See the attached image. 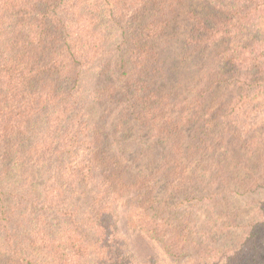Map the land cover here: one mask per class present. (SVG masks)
Segmentation results:
<instances>
[{"label": "trees", "instance_id": "trees-1", "mask_svg": "<svg viewBox=\"0 0 264 264\" xmlns=\"http://www.w3.org/2000/svg\"><path fill=\"white\" fill-rule=\"evenodd\" d=\"M260 190L264 0H0V264H264V197L244 224L209 208Z\"/></svg>", "mask_w": 264, "mask_h": 264}, {"label": "rangeland", "instance_id": "rangeland-1", "mask_svg": "<svg viewBox=\"0 0 264 264\" xmlns=\"http://www.w3.org/2000/svg\"><path fill=\"white\" fill-rule=\"evenodd\" d=\"M116 42H117V40L114 42L112 41L111 43L109 42L108 45L109 46L113 45V43L115 44ZM94 75H95V72L91 71L88 74V78L92 81V84H94V85L99 84L100 82L95 79ZM66 86H69V84ZM218 95H222L226 99V98L231 96L230 89H224L222 86H217L216 88L213 89L212 95L209 97V101ZM98 111H99L98 107H93L91 109V114L93 115V117L98 116ZM194 128L196 129V125ZM191 130H192V128H191ZM139 133H141V137L143 138L142 140H143L144 145L142 146V150L149 153L150 157H154L159 150L163 149V143L160 140L151 139L149 137L147 130H143L142 132H140V129H138L137 127L134 128L133 125H131V124H128L126 126V128L124 129L122 136H121L122 137L121 141H129L132 138H134L135 142H131L130 144H131L132 148L133 147L135 148L136 144H137L136 142L139 140V137L137 135ZM137 148L139 150L140 146H138ZM245 157H246V160L248 162H250L251 167L254 168V166H255L254 161H255L256 156L245 154ZM204 159H205V157L202 160L193 161L191 168L195 169L198 172V174H199V170H200V172H201L200 174H202V176H204L203 178L206 179V178H209V176H208V174L204 173L203 167L206 164ZM205 167H207V166H205ZM208 167L210 168L209 164H208ZM240 177H242V176L240 175ZM41 179H42V177H40L38 175L36 176V180H35V184H34L35 187L40 186ZM18 180H19L18 172L12 171V172L7 174V176L3 180V183L6 186H8V185L16 184ZM161 183L162 182L160 181V184H159V187H158L156 194L159 193V190H162V184ZM232 186L236 189L238 188L237 185H232ZM263 197H264V190H260L259 192H255V193L250 194V195L247 194L244 196H238L235 194L226 193L223 195V198H221V201L219 203H217L213 206H209V208L212 207L214 209L233 211L236 214L237 222L239 224H244V223L248 222L249 220H251V218L253 216L252 215L253 209H254L256 203L259 200H261ZM179 199H180V197H178V200ZM205 210L206 209H204V208H200L199 213H196V215L198 217H201L203 215V213L205 212ZM126 231H127L129 238L131 239V243H132L131 246H132L134 252L137 254V256L140 259H145L149 256L158 257L159 259H162L166 262H171V260L173 259L172 257H170L165 252V250L163 249V247L159 243L152 241L147 236H145L143 233H139L137 231H133V230H130L127 228H126ZM239 233H240V230L236 229V230H233L226 235L215 236L214 244L216 246L231 245L236 241V239L239 236ZM259 243L261 244V247H263L264 233L260 234ZM178 261L182 262L183 258L178 260ZM261 261L264 262V253L261 257Z\"/></svg>", "mask_w": 264, "mask_h": 264}]
</instances>
